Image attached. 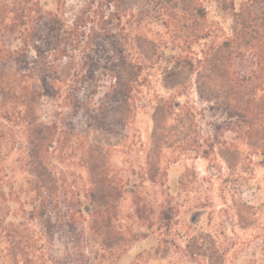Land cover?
I'll return each mask as SVG.
<instances>
[{
    "label": "rangeland",
    "instance_id": "1",
    "mask_svg": "<svg viewBox=\"0 0 264 264\" xmlns=\"http://www.w3.org/2000/svg\"><path fill=\"white\" fill-rule=\"evenodd\" d=\"M91 1L41 5L72 27L98 11ZM121 6L137 19L100 23L104 31L92 16L62 53L40 25L42 59L30 48L41 121L61 128L58 177L84 205L95 186L106 204L93 218L71 204L51 212L38 263L264 264V0ZM130 63L139 79L123 107L111 96L113 70ZM86 144L98 148L92 171Z\"/></svg>",
    "mask_w": 264,
    "mask_h": 264
},
{
    "label": "trees",
    "instance_id": "2",
    "mask_svg": "<svg viewBox=\"0 0 264 264\" xmlns=\"http://www.w3.org/2000/svg\"><path fill=\"white\" fill-rule=\"evenodd\" d=\"M46 1L61 5L66 0ZM122 2L92 0L89 8L97 6L98 11H85L80 21L69 27L62 14L44 12L41 0H0V264H40L49 238L50 214L61 206L78 205L75 211L81 217L102 214L106 204L97 197L96 186L85 190L88 203L84 205L71 192V184L58 177L51 150H55L61 128L56 122L46 125L41 121L43 92L35 84L29 54L40 25L56 38L52 51L62 53L63 38L69 36L79 41L85 35L80 29L92 16V22L100 30H104L100 26L109 20L125 17L136 20L135 14L121 10ZM111 7L117 10L107 18L104 10ZM132 29L136 28L131 26ZM91 31L97 33L96 28ZM131 41L134 47V39ZM138 42L140 51L139 39ZM33 48L42 59L38 47L33 45ZM113 73L111 96L123 107L129 106L139 79L135 65L130 63L125 70L115 68ZM68 98L71 108L77 111L71 95ZM86 145L85 160L92 171L96 168L94 155L98 148ZM18 173L25 174L21 181L17 179Z\"/></svg>",
    "mask_w": 264,
    "mask_h": 264
}]
</instances>
